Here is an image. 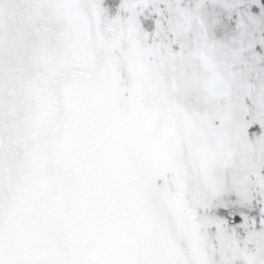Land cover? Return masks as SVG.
<instances>
[{"label": "snow or ice", "instance_id": "obj_1", "mask_svg": "<svg viewBox=\"0 0 264 264\" xmlns=\"http://www.w3.org/2000/svg\"><path fill=\"white\" fill-rule=\"evenodd\" d=\"M0 264H264V0H0Z\"/></svg>", "mask_w": 264, "mask_h": 264}]
</instances>
